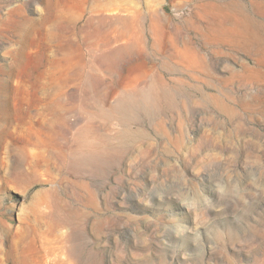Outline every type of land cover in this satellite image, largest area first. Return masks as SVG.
<instances>
[{
    "label": "rangeland",
    "instance_id": "374dc122",
    "mask_svg": "<svg viewBox=\"0 0 264 264\" xmlns=\"http://www.w3.org/2000/svg\"><path fill=\"white\" fill-rule=\"evenodd\" d=\"M0 264H264V0H0Z\"/></svg>",
    "mask_w": 264,
    "mask_h": 264
}]
</instances>
